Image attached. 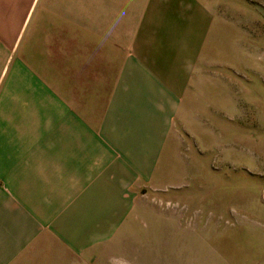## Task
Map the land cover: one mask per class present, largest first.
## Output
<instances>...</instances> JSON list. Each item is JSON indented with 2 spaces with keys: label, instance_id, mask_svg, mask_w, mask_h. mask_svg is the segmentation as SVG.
I'll list each match as a JSON object with an SVG mask.
<instances>
[{
  "label": "crops",
  "instance_id": "0c3cea01",
  "mask_svg": "<svg viewBox=\"0 0 264 264\" xmlns=\"http://www.w3.org/2000/svg\"><path fill=\"white\" fill-rule=\"evenodd\" d=\"M158 1L0 0V264H111L130 190L174 144L178 92L146 50ZM114 31L118 57L92 54Z\"/></svg>",
  "mask_w": 264,
  "mask_h": 264
},
{
  "label": "rangeland",
  "instance_id": "374dc122",
  "mask_svg": "<svg viewBox=\"0 0 264 264\" xmlns=\"http://www.w3.org/2000/svg\"><path fill=\"white\" fill-rule=\"evenodd\" d=\"M156 3L160 41L146 50L178 92L174 144L158 184L130 190L108 262L264 264V0ZM124 37L105 34L81 56L117 58ZM127 37L135 57L142 43Z\"/></svg>",
  "mask_w": 264,
  "mask_h": 264
}]
</instances>
